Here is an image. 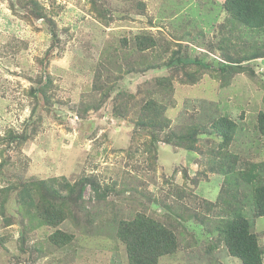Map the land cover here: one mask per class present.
Returning <instances> with one entry per match:
<instances>
[{"label":"rangeland","instance_id":"374dc122","mask_svg":"<svg viewBox=\"0 0 264 264\" xmlns=\"http://www.w3.org/2000/svg\"><path fill=\"white\" fill-rule=\"evenodd\" d=\"M31 1L0 0V135L14 129L18 136L0 141V264H129L126 246L104 216L132 219L144 206L148 214L161 216L166 210L160 204L181 206L194 217L175 223L179 251L159 264H242L215 229L226 210L225 177L211 172L209 164L218 137L202 128L195 152L161 142L152 166L143 153L147 131L135 126L142 103L150 98L168 103L173 97L177 104L167 111L172 120L167 132L192 122L208 125L210 115H235L241 139L231 150L249 147L242 158L264 162V136L256 129L264 112V58L245 64L248 71L235 73L228 83L218 72L215 77L203 68L194 72L197 61L218 67L224 60L219 46L230 36L226 0ZM139 35L152 37L157 47L138 53ZM252 39L264 42V34L243 33L229 54L239 58ZM139 61L155 62L158 69L143 73L136 69ZM133 66V73H125ZM47 77L50 104L43 94H34ZM162 77L171 79L172 94L156 91L155 80ZM127 101L130 117H114V108L123 110ZM90 105L92 110L84 112ZM53 178L73 184L84 178L108 194L98 201L92 188H85L81 208L71 207L74 215L57 228L72 237L66 249L49 242L57 229L36 225L18 201L19 189L4 192L14 184ZM245 215L264 252V216L256 217L248 207Z\"/></svg>","mask_w":264,"mask_h":264},{"label":"trees","instance_id":"16d2710c","mask_svg":"<svg viewBox=\"0 0 264 264\" xmlns=\"http://www.w3.org/2000/svg\"><path fill=\"white\" fill-rule=\"evenodd\" d=\"M31 3H34V0ZM35 5L38 6L36 1ZM225 8L229 15L228 32L230 36L224 37L219 46L224 60L220 62L218 67L197 61L196 65L199 69L194 72L199 73L200 69L203 68L204 74L211 77H215V72H218L224 83H228L235 73L248 71L245 64L264 58V42H261L260 39H252L253 42L251 43H246V41V48L243 47L245 50L239 58L229 54L236 47L235 39L241 40L243 33L250 37L264 34V0H226ZM36 15L47 20L51 25L55 24L52 19H49V16H44L40 12H36ZM100 19L103 21L110 20L108 16L105 17L103 14H101ZM123 45L127 47V40L124 41ZM156 47L157 42L152 37L149 39L144 35L135 37L134 50L138 53H146ZM136 66V69L139 68L143 73L150 69H158L155 62L139 61L136 62ZM134 71V66L128 67L125 73L130 74ZM194 72H190L188 75L193 76ZM252 73L255 74L253 71ZM201 74L203 75L202 72ZM46 80L42 79L39 89H35L34 94H43L46 97L45 101L50 104L53 103V99L47 96L46 90L50 86L51 78L47 77ZM170 80L167 77L155 80L156 91L160 93L166 90L172 94L173 86ZM198 81L197 78L194 83L196 84ZM110 91L111 88H108L106 94ZM133 99L134 97H131V100ZM128 103L130 101L126 102L127 106L123 110L114 108L113 116L120 120L130 117L132 109ZM142 104L143 106L140 107L136 116L135 126L136 129L147 131L148 140L144 143L143 153L148 155V161H151L152 166L156 164L161 142L195 152L199 150L197 142L199 134L202 133L200 132L202 128L208 126L210 134L218 137L219 141H216L217 143L210 149L212 158L209 164L211 172L225 177V191L221 196V201L225 204L226 210L221 211L223 215L215 229L220 234V240L227 244L230 254L242 264H264V252L258 246V237L254 233V223L245 215V209L248 207L255 212L256 217L264 216V162L253 163L244 160L242 156L247 157L249 155V147L241 146L239 151L236 150L237 152L235 149L234 151L231 150L235 143L241 139L240 126L233 118L235 115L231 117L228 114L218 117L210 115L211 120L208 125L192 122L181 131L171 129L167 132L172 124L167 111L170 105L174 107L177 104L175 98L170 97L168 103L160 99L150 98ZM213 107L218 109L215 102ZM91 110V105L86 106L84 112ZM256 129L260 135L264 136L263 111L257 117ZM14 131V129L8 130L4 137L0 135V141H10L18 137ZM21 138L25 139V134ZM185 177L190 180L188 173ZM63 182L57 178L39 182L30 181L20 185L14 184L12 188H6L4 192L19 189L18 201L27 209V213L33 217L32 220L36 222V225L55 229L68 217L71 218L74 215L71 207L81 208L82 203L80 202L83 201V192L87 186H90L95 192L98 201L107 199L108 194L100 192L90 180L83 178L73 184L63 178ZM107 190L115 191V188ZM131 190L133 193L147 196V194H143L144 190L138 187H131ZM154 202L160 204L159 200L155 198ZM160 205L166 210V213L161 216L148 214V206H144L143 211L138 212L132 219H119L117 216L112 218L110 214L104 216V224H110V227L115 229L116 237L126 246L129 264H159L161 258L179 251L181 242L175 231V223L179 224L180 220L182 222L188 221L194 215L192 212H181V206ZM162 216L163 220L161 219ZM93 219H91V221L93 220L92 224L95 221V218ZM5 222L8 226L12 225L10 219H5ZM49 242L57 246L58 249H66L72 244V237L70 234L57 229L49 237ZM214 248L215 245L213 244L208 252Z\"/></svg>","mask_w":264,"mask_h":264}]
</instances>
